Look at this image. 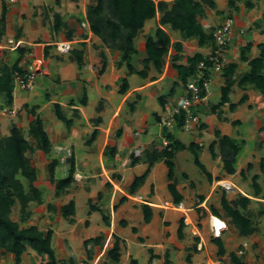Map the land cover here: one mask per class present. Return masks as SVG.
<instances>
[{
	"label": "crops",
	"instance_id": "crops-1",
	"mask_svg": "<svg viewBox=\"0 0 264 264\" xmlns=\"http://www.w3.org/2000/svg\"><path fill=\"white\" fill-rule=\"evenodd\" d=\"M52 1L53 3H47L46 0H17L16 2L0 0L1 13L3 3L7 9L0 35V61L9 67L17 62L21 68L36 61L42 62L36 85L30 90L13 91L11 106L15 108L16 114L9 115L10 118L7 117L11 122H8L9 125L4 124L7 128L0 137L9 135L11 126L15 125L22 135L23 129L28 132L27 140L30 143L29 138L34 139L30 132L31 122L35 117H39L50 140L51 151L45 154L30 143L34 149V158L31 160L34 167L37 166V162H42L44 167H48L53 160H58L54 173L55 179H59L56 176L57 168L61 170L63 177L67 175L71 157H73L75 168L71 185L58 197L55 196L54 183L49 182L48 170L45 176L37 173L35 168L37 178L34 185L39 190L43 202L36 204L38 205L36 208H32L33 212L23 226L36 225L44 232L50 229L53 231L51 244L57 264H70L71 260L74 261L71 252L78 251L79 243L83 246V250L79 251L75 259L77 264H129L131 259H136L140 264L139 256L142 254L146 264H163L165 253H168L171 264H180L178 258L186 254L181 244L186 236V226L190 227L196 246H202V250L197 249L199 252L194 251L195 257H191V250L186 247L189 249L186 258L188 256L190 258V261H186L193 264L192 259L207 255L209 251L211 252V246H216L211 241L214 236L209 238L210 244L206 240V235L213 233L212 217L219 218L226 225L220 234L224 248L228 240L221 235L234 232L236 237L242 236L222 208L221 202L224 198L228 202L239 199L241 196L249 198L245 208L240 204H237V208L251 220L256 232L260 223H257V220L254 221L249 212H252L253 208L257 212H264V193L258 173H254L252 177H257L256 183L260 187V193L258 195L254 193L252 182L246 175L244 163L250 162L255 155L256 149L253 148L255 138L252 134H254V127L258 123L262 124L264 116L260 114L264 111V101L261 100L262 95L257 90H254L252 98L253 89L250 90V86L240 87L238 78L249 70L248 63L240 59L241 46L248 42L252 44L247 57L253 59L260 55L258 44H264V0H214V8L205 6V15L199 18V22L206 32L211 31L226 18L233 19V35L223 53V59L226 66L229 63L236 64L233 76L235 81L231 83L228 93L229 101L217 107L222 96L221 89L226 85V77L224 71L211 72V83L214 82V77L216 82H220L218 88L220 98L217 103H210L211 92H209L205 100L196 106L201 123L190 131L182 127L183 121L180 122V119L170 128H164L159 122L166 108L174 106L178 97L184 94V85H176L179 82L175 70L171 68L170 60L167 61L161 74H157L153 69L148 72L146 78L129 73L125 64L117 66L120 58L118 51L106 47L90 31L86 20V8L82 7L81 10L79 5L81 0L71 2L78 10L69 7L67 0H60L58 4L55 0ZM246 1L250 2L251 6H247ZM91 3L93 2L89 1L88 5ZM168 3L170 4L171 1ZM54 13L60 15L61 22L64 24L58 31L54 29ZM159 18L160 13H157L154 18L145 20L142 29L134 39L138 53L135 55V62L133 58L132 64L136 69H142L140 61L144 54L145 40L154 34L158 26L166 31L171 42H181L182 59L179 62L182 64L186 63L187 57L195 53L204 56L211 51L212 44L198 46L196 37L182 38L181 33L173 30L170 25H160ZM82 23L85 26H82ZM67 29L71 37H67ZM15 43L18 44L16 47ZM17 47L23 50L19 51ZM74 51L81 54V65L74 59L72 53ZM172 52L171 49L169 53ZM262 72L264 75V69ZM123 80L126 81L127 88L121 93ZM172 89L174 92L170 93ZM231 91L235 96L234 99L230 98ZM243 94H246L247 98L240 102ZM160 96L164 97V104L160 103ZM253 99H258L257 106L252 105ZM55 103L60 105L66 118L71 119L72 124L69 128L57 119ZM232 104L234 108L230 107ZM3 106H7L5 101L4 104L0 101V114ZM258 106H261L262 110ZM1 120L0 129L3 127ZM242 126L245 127L244 130L241 129ZM205 131L209 133L211 141L207 149L203 150L204 143L199 136ZM167 132L186 147L193 144L199 161L210 174L211 179L209 180L205 172L196 164L202 171L204 179L196 182L189 178L188 173L182 169L177 160L179 152L185 150L182 149L174 152L173 176L170 181L167 179L166 165L163 161H158L150 167L139 187L131 191L130 186L134 178L142 176L148 169L149 153L147 151L161 150L169 143L166 137ZM216 132H219V136ZM188 135L189 138H187ZM222 136L230 138L238 147L233 174L226 173L223 168L218 143ZM199 143H202V146H199ZM247 143L248 148H245ZM211 144L214 145L215 157L210 152ZM106 148L113 150L112 155L104 153ZM244 151L247 155L241 156L240 154ZM239 156H241V162H239ZM67 157L70 158L69 162H66ZM134 159L137 160L135 163L132 162ZM262 167H264L263 155L260 158V169L264 171ZM169 183H172L182 196V201L178 204L173 202L168 191ZM166 190L169 195L165 193ZM135 195H140L142 201L132 200L131 197ZM146 196H151L152 199ZM69 201L74 203V213L69 217H63L60 207ZM47 203L51 204L53 209L47 211ZM144 204L149 206L148 212H151L149 223L144 221L142 207ZM78 205L83 210L81 217L76 216ZM92 206L100 211L91 210ZM212 209L217 212V215L211 213ZM96 212H99L101 216H95ZM207 212H209L208 216H206ZM54 213L56 216L52 228L49 216ZM101 213L107 217V223L103 221ZM205 216L203 226L198 228L192 219ZM178 218L179 223H176L175 220ZM180 220L184 223L182 238H178L177 234ZM173 222L177 225L176 239L171 232ZM81 225L86 231L80 230L81 233L76 234ZM154 225L156 233L149 232L148 227ZM125 231H127L126 234H124ZM152 233H155L157 237L155 244H150L148 241ZM166 234H169L170 240ZM253 234L247 237L251 238ZM97 236H101L100 242H90L84 246L85 240ZM113 236L120 239L118 261L106 255V251L114 242ZM135 243L140 246H135ZM169 243L173 244L172 248L168 246ZM140 247L146 248L149 256H146ZM123 252H125L124 257ZM28 253L41 258L32 250H28L26 254ZM237 255L240 256L238 251ZM44 257L42 264L47 261V257Z\"/></svg>",
	"mask_w": 264,
	"mask_h": 264
},
{
	"label": "trees",
	"instance_id": "trees-1",
	"mask_svg": "<svg viewBox=\"0 0 264 264\" xmlns=\"http://www.w3.org/2000/svg\"><path fill=\"white\" fill-rule=\"evenodd\" d=\"M56 4L60 0H55ZM93 3L87 5L86 8V20L89 25V29L97 36L101 42L108 48L118 51L119 60L117 66L125 64L129 73H135L142 78H146L148 72L153 69L157 74H161L165 66V58L169 56L171 62V68L175 70L177 75V81L181 85H185L188 79L194 74L197 64L203 59L200 53H195L192 56L187 57L186 63H178L182 59V44L181 42H171L169 35L161 27H157L152 36H148L144 43L143 57L141 58L142 69H136L132 64L133 58L138 53V49L135 46L134 39L138 32L142 29L145 20L154 18L157 13H160L159 24L170 25L173 30H178L182 38L188 39L196 37L198 46H205L208 44L213 45V37L211 31L206 32L203 26L199 22V18L205 15V6L214 8V0H92ZM168 1H171L169 4ZM247 6H251V3L246 1ZM6 7L2 4V13L0 17V35L3 30V23L5 20ZM54 17V29L58 31L61 25L60 15L58 13L53 14ZM67 37H71L69 29L66 30ZM252 44L246 43L240 51L241 61H245L249 65V70L243 73L238 78V85L240 87L251 86L256 89L264 98V44H258L260 48V55L256 58L249 59L247 53L250 51ZM19 51L22 48L17 47ZM172 49V53H169ZM74 59L79 65L82 64V57L79 52H72ZM206 64L210 66V62L206 61ZM24 68L18 66L17 62L10 67L0 61V93L3 94L5 103L7 106H11L13 101V79L12 73L14 70L22 71ZM236 69L235 63H229L226 67H223L224 76L226 77V85L222 87V96L220 102L216 105H223L229 101L228 93L231 87V83ZM123 87L120 92L123 93L127 88L125 80L122 81ZM174 89L170 93H173ZM246 94H243L240 102L245 101ZM160 103L164 104V97L160 96ZM85 102V101H84ZM234 108V104L230 105ZM55 114L58 120L62 121L67 128L72 124L71 119L66 118L62 112L60 105L54 104ZM34 115V114H32ZM183 116L180 118V122ZM165 128V127H164ZM30 132L37 140L38 148L45 154H49L51 151V143L44 131L42 122L39 117H35L31 122ZM219 136V132H216ZM166 137L169 143L161 150H151L149 153V166L146 172L139 177L134 178L130 189L135 191L139 185L143 182L145 176L149 172L153 163L163 161L167 167V179L170 181L173 176L174 163L172 161L175 151L182 149H189L194 154V163L205 172L207 178L210 180L211 176L206 172L204 166L198 159L196 151L193 149V144L185 146L180 141L174 138V136L167 132ZM220 155L222 156L223 168L226 173L233 174V164L235 157L238 153V147L227 136H222L218 140ZM109 148L104 151L106 155L111 154ZM34 152L32 145L21 134L20 130L12 125L10 133L7 136L0 137V251L1 253L11 254L14 258L12 264H22V256L26 254L28 250L34 251L39 256H46L47 261L45 264H57L54 249L52 247V234L51 230L44 232L36 225L22 226V223L30 218L32 211L29 208L31 203L41 204L43 202L42 196L39 190L35 187L34 183L37 178L36 169L31 163V159L27 156V153ZM210 152L213 157L216 156L214 145L211 144ZM112 155V154H111ZM137 161L132 160L133 163ZM263 162V159H262ZM58 165V160H53L49 164V174L51 182L54 183L55 196H60L71 185L74 178V162L71 157L70 167L65 177L55 179V168ZM263 166V164H262ZM264 167H262V170ZM21 178L27 181V189ZM256 176L252 177V186L254 193L258 195L260 193V187L256 183ZM108 185V184H107ZM173 202L178 204L182 201V196L177 192L172 183L167 185ZM99 195V194H98ZM249 198L241 196L232 202H228L225 198L222 199V208L225 213L230 217L231 223L235 226L238 233L244 237L252 235L255 232L251 220L246 217L237 208V204L245 208ZM18 206L19 218L13 220L11 214L13 208ZM48 209H53L50 204ZM144 221L149 223L151 220V212L149 206L144 204L143 206ZM91 210H98V208L92 206ZM60 213L63 217H69L74 213V203L69 201L68 203L60 207ZM212 214L217 215L216 211L212 209ZM102 214V219L107 223V217ZM180 224L177 230L178 238L183 237L184 223L180 220ZM114 242L112 246L106 251V255L114 260L118 261L120 251V239L117 236H113ZM101 236L90 238L84 241V246H87L90 242H100ZM197 239V238H196ZM211 241L217 247V254L224 255L225 248L223 242L219 237H213ZM154 257V256H153ZM152 258V256H151ZM190 261L189 256L186 258ZM231 260L235 264H242L236 256L231 255ZM70 264H77L70 261ZM129 264H138L136 259H131ZM163 264H171L168 253L164 254Z\"/></svg>",
	"mask_w": 264,
	"mask_h": 264
},
{
	"label": "rangeland",
	"instance_id": "rangeland-1",
	"mask_svg": "<svg viewBox=\"0 0 264 264\" xmlns=\"http://www.w3.org/2000/svg\"><path fill=\"white\" fill-rule=\"evenodd\" d=\"M72 1H75V0H67V2H68V4H69V7H72L73 9H77L78 10V8H75L76 6H74L71 2ZM89 1H91V2H93L92 0H81V3H79V5H80V7H81V10H82V7L83 8H87V5H88V3H89ZM16 2V1H15ZM46 2L47 3H53V1L52 0H46ZM79 7V8H80ZM70 9V8H69ZM0 15H1V2H0ZM0 27H1V25H0ZM29 35V34H28ZM244 46V45H243ZM243 46H241V48H243ZM241 48H240V50L239 51H241ZM240 54V53H239ZM168 57V56H167ZM167 57L165 58V66H166V63H167V61H169V57H168V59H167ZM135 60H136V56L134 57V62H135ZM42 63V62H41ZM137 63V62H136ZM178 63H180L179 61H178ZM222 63H223V67H225L226 65H225V63H224V59H222ZM170 65H171V62H170ZM222 70H219V71H213V72H221ZM39 76V75H38ZM37 76V78H36V80H35V84L34 85H36V83L38 82V80H39V77ZM224 77V76H223ZM212 80V79H211ZM213 83H211V81H210V83H209V88H208V90H209V92H211V95L209 96V102L210 103H217V101L219 100V98H220V93H219V83L220 82H216L217 80H216V78L214 77L213 78ZM250 88V90H252L253 89V91H252V94H251V97L253 98V95H254V90H256V89H254V88H252L251 86L249 87ZM14 91V90H13ZM261 95V94H260ZM234 94H233V92L231 91V93H230V98L231 99H234ZM257 100L258 99H253L252 100V105H254V106H257ZM262 101H264V98L262 97V99H261ZM0 101H2V103L4 104V101H5V99H4V96H3V94H1L0 93ZM251 105V106H252ZM259 108H260V110H262V107L261 106H258ZM16 114V113H15ZM2 117L0 118V120L1 121H3V127L0 129V134H2L4 131H5V129L7 128V126H5V125H9L8 124V122L10 123L11 121H8L9 119L7 118V117H9L10 118V116L8 115V114H0ZM5 115H7V116H5ZM260 115H262V116H264V111L260 114ZM5 124V125H4ZM256 125H257V123H256ZM263 126V127H262ZM261 127V128H260ZM262 128H264V117H263V121H262V124L260 123H258V125L256 126V127H254V130H253V133L254 134H252V137L253 138H255V143H254V146H253V148L254 149H256L255 150V155H254V157L253 158H251V161L250 162H248V163H244L245 164V172H246V175L248 176V179H249V181H251L252 182V175L254 174V173H258V176H259V182H260V184H261V187H262V192L264 193V171H261V169H260V158H261V155H263L264 156V132H262ZM241 129L242 130H244L245 129V127L244 126H242L241 127ZM171 130L173 131V127L171 128ZM22 133H23V136L27 139L29 136H28V132L25 130V129H23L22 130ZM186 133H188V134H190L189 132H186ZM254 135V136H253ZM210 136H209V133L208 132H203V134L202 135H200L199 136V138L201 139V140H203V143H204V147H203V150H206L207 149V146H208V144L210 143V141H211V138H209ZM187 138H189V135L187 136ZM258 139V140H257ZM260 139V140H259ZM29 141H30V143L32 144V145H34L35 146V148H37L38 147V142H37V140L34 138V139H32V138H29ZM32 141V142H31ZM245 142V141H244ZM250 145H252V143H250ZM245 148H248V143H247V145H245ZM253 149V150H254ZM106 150V149H105ZM244 150V149H243ZM243 152V151H242ZM105 153V152H104ZM241 156H246L247 155V152H245L244 151V153L243 154H240ZM248 155H251V154H248ZM27 156L31 159V160H33V158H34V152H32V153H27ZM241 156H239V162H241ZM177 160H178V162L180 163V166L182 167V169L185 171V172H187L188 173V175H189V178L190 179H192V180H194V181H196V182H198L199 180H202V179H204V176H203V173H202V171L195 165V163H194V155H193V153L189 150V149H185V150H182V151H180L179 152V154L177 155ZM31 163L33 164V162L31 161ZM249 164H250V166H249ZM33 166H34V164H33ZM43 168H42V167ZM162 166L164 167V165L162 164ZM247 166H249L248 168H247ZM48 167H49V165H48ZM48 167H44L43 165H42V162L41 163H38L37 162V166H35V168H37V173H39V174H43V175H45L46 176V171L48 170V176H49V179H50V174H49V168ZM56 176L58 177V178H62L63 177V174L61 173V170H59L58 168H57V170H56ZM240 178V177H239ZM49 179H48V181H49ZM241 179V178H240ZM21 181L23 182V184L25 185V187H26V189H27V181L25 180V179H23V178H21ZM49 182H51V179H50V181ZM165 193L166 194H168L169 195V193H168V191L166 190L165 191ZM238 195V194H237ZM147 197V196H146ZM232 198H235V197H233V196H231ZM148 199H152L151 198V196H148L147 197ZM37 203H31L30 205H29V208L32 210V208L34 209V207L36 208L38 205H36ZM46 204V203H45ZM44 204V205H45ZM44 205H43V207H44ZM47 206H48V203H47ZM46 206V208H47V211H49V209H48V207ZM40 207V206H39ZM82 207L80 208L79 207V205L77 206V208H76V216L77 217H81V215H82ZM32 212H33V210H32ZM182 213V212H181ZM188 214H190V212H187ZM209 212H207L206 214V216H208L209 214H208ZM250 214H251V216H253V218H254V221H256L257 220V223H260V226L259 227H257V229H256V232L253 234V236L251 237V238H249V237H244V236H238L237 235V237H236V235L234 234V232H228L227 234H223V235H221L223 238H225V240H228L227 241V246H225V254H224V258H221V257H219L218 255H217V249H216V246H211V252L209 251L208 253H207V255H202L201 257H199V258H194V259H192V263L193 264H207V263H209V262H216V261H218L219 260V264H235L232 260H231V255H234V256H236L243 264H248L249 262H250V264H264V212H257V210L255 209V208H253L252 209V212H249ZM56 213H54L52 216L50 215L49 216V222H51V227L53 228V226H54V218H55V215ZM101 216L100 214H99V212L97 213H95V216ZM48 216V215H47ZM206 216L205 217H203V218H195L194 217V219H192L193 220V223L194 224H196L197 226H198V228H201L202 226H203V221H205V219H206ZM11 218L13 219V220H18V218H19V208H18V206H15L14 208H13V212H12V214H11ZM180 218V217H179ZM179 218L177 219V220H175L176 221V223H179ZM169 223V222H168ZM174 223V222H173ZM203 223V224H202ZM256 223V222H255ZM256 223V224H257ZM23 224H25V223H22L21 225L23 226ZM137 226H138V224H137ZM187 228H186V230L188 231H185V234H186V236H185V239L182 241V243L181 244H183V250L186 252V254H184V255H182L181 256V258H178L179 260H180V264H189L187 261H186V256L188 255V251H189V249L191 250V252H190V255H191V257H193L196 253L194 252V251H197V252H199L198 250H197V246H196V244L194 243V240H193V236L191 235V233H190V227L189 226H186ZM189 227V228H188ZM149 229V232H155L156 233V231H155V225L153 226V227H148ZM151 229H152V231H151ZM172 229L173 230H171V232H173L172 234H174V236H175V239H176V230H177V225L174 223V224H172ZM51 230V229H50ZM82 232H85L86 230H85V228H84V226L83 225H81L80 227H79V229H77V232H76V234H79V233H81V231ZM229 230H230V228H229ZM52 231V230H51ZM53 232V231H52ZM129 232V231H128ZM127 233V231H125V233L124 234H126ZM155 233H152V234H150V238L148 239V241H149V243L150 244H155L156 242H155V239L157 238L156 236H155ZM213 237L214 235H213V233L212 232H210L209 234H207L206 235V240H207V242L210 244V240H209V238L210 237ZM166 237H168V240H170V238H169V234H166ZM159 242V241H158ZM243 242H245V243H247V247L246 248H244L243 250H244V253H243V255H240V256H238L237 255V251L239 250V249H241V247H243V245H241ZM135 246H137V247H139L140 245L139 244H137V243H135L134 244ZM214 245V244H213ZM170 248H172L173 247V244L171 243H169V245H168ZM186 247H189V249H187ZM142 250H144V253H145V255L146 256H149V253H148V250L146 249V248H143V247H140ZM196 249V250H194V249ZM77 250L78 251H74V252H71V256L74 258V261L73 262H76L77 263V261L75 260V259H77V256L79 255L78 253H79V251L80 250H83V246L79 243V244H77ZM202 250V249H201ZM122 255H123V257L125 256V252H123L122 253ZM195 257V256H194ZM45 257L44 256H41V258L40 257H37L36 255H30L29 253L28 254H24L23 256H22V260H23V262H22V264H42V262L45 260L44 259ZM209 258V259H208ZM139 259H140V264H146V262H145V260H144V255L142 254V255H140L139 256ZM164 259V258H163ZM47 260V259H46ZM14 262V258H13V256L11 255V254H7V253H1V251H0V264H12Z\"/></svg>",
	"mask_w": 264,
	"mask_h": 264
},
{
	"label": "built area",
	"instance_id": "built-area-1",
	"mask_svg": "<svg viewBox=\"0 0 264 264\" xmlns=\"http://www.w3.org/2000/svg\"><path fill=\"white\" fill-rule=\"evenodd\" d=\"M8 2H15L17 0H6ZM82 26H85L82 23ZM234 22L232 18H226L223 22L216 25L211 30L213 37V45L211 51L203 56V59L197 64L194 74L188 79L184 85V94L178 97L177 103L174 106L166 108L164 115L160 116V124L163 127L170 128L178 119L183 121V128L190 131L193 127L200 125L201 121L196 112V106H198L209 93V83L211 81V72L219 71L223 69V53L229 45L233 35ZM13 43V41H10ZM18 44L15 43V47ZM206 61L210 62V66L206 64ZM41 62L36 61L30 63L24 67L22 71L14 70L12 73L13 90L26 91L33 88L35 80L39 73ZM2 114L15 115L16 110L12 106H3L1 109ZM202 146V143H199ZM229 189L228 187H225ZM136 202H141L140 195L131 197ZM186 219V218H185ZM214 228V236L220 235L222 228L212 224ZM246 247V243L243 244ZM198 249L202 246L198 245ZM238 254H243V250L239 249ZM207 264H219V261L209 262Z\"/></svg>",
	"mask_w": 264,
	"mask_h": 264
},
{
	"label": "bare ground",
	"instance_id": "bare-ground-1",
	"mask_svg": "<svg viewBox=\"0 0 264 264\" xmlns=\"http://www.w3.org/2000/svg\"><path fill=\"white\" fill-rule=\"evenodd\" d=\"M212 223L215 225V226H217V227H221V228H225L226 227V225H225V223L222 221V220H220L219 218H217V217H213L212 218Z\"/></svg>",
	"mask_w": 264,
	"mask_h": 264
},
{
	"label": "clouds",
	"instance_id": "clouds-1",
	"mask_svg": "<svg viewBox=\"0 0 264 264\" xmlns=\"http://www.w3.org/2000/svg\"><path fill=\"white\" fill-rule=\"evenodd\" d=\"M226 189V188H225ZM213 218V217H212ZM212 218H211V220H212ZM212 221H211V226H212ZM213 228V227H212ZM222 229H224V228H222ZM213 233H214V228H213ZM220 234H221V232H220ZM214 235V234H213ZM220 235H218V236H214V237H219ZM198 249V248H197ZM198 250H201V249H198Z\"/></svg>",
	"mask_w": 264,
	"mask_h": 264
},
{
	"label": "water",
	"instance_id": "water-1",
	"mask_svg": "<svg viewBox=\"0 0 264 264\" xmlns=\"http://www.w3.org/2000/svg\"><path fill=\"white\" fill-rule=\"evenodd\" d=\"M131 155H133V154H131ZM69 159H70V158H69V157H67V158H66V162H69Z\"/></svg>",
	"mask_w": 264,
	"mask_h": 264
}]
</instances>
